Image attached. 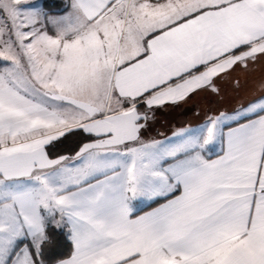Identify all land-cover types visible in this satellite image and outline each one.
<instances>
[{"label": "snow or ice", "instance_id": "1", "mask_svg": "<svg viewBox=\"0 0 264 264\" xmlns=\"http://www.w3.org/2000/svg\"><path fill=\"white\" fill-rule=\"evenodd\" d=\"M262 62L264 0H0V264H264V80L144 135Z\"/></svg>", "mask_w": 264, "mask_h": 264}, {"label": "crops", "instance_id": "2", "mask_svg": "<svg viewBox=\"0 0 264 264\" xmlns=\"http://www.w3.org/2000/svg\"><path fill=\"white\" fill-rule=\"evenodd\" d=\"M233 79H239L240 80V87L238 89L233 87ZM264 80V62L256 64L254 67H252L248 72H242L237 70L235 73H233L232 78L225 79L224 81H221L219 86L222 89V98L216 97L214 95H209L207 93H201L199 96L194 97L189 102H193L192 104L196 105V114L198 113H208L209 110H219V111H225L230 110L233 107L228 106H221V104H239L243 103L253 97V95L258 92L259 85ZM255 90V92H253ZM188 102V103H189ZM187 103V104H188ZM210 104L215 105L214 107H211ZM219 105V106H217ZM189 106V105H188ZM178 108L174 107L167 111H164L163 113L158 114L156 116V120H162L169 117L171 119L174 115V110L176 111ZM178 111V110H177ZM154 121V126H155ZM179 127V125H170L169 129L173 130L174 128ZM168 130V127H167ZM145 138L148 134H145ZM153 137H161L162 134L157 135L154 134ZM151 138V137H149ZM87 142L86 140L81 141V143ZM78 148H75L77 150ZM74 150V151H75ZM69 154V153H67Z\"/></svg>", "mask_w": 264, "mask_h": 264}, {"label": "rangeland", "instance_id": "3", "mask_svg": "<svg viewBox=\"0 0 264 264\" xmlns=\"http://www.w3.org/2000/svg\"><path fill=\"white\" fill-rule=\"evenodd\" d=\"M48 2L49 3H56V4L63 6L67 3V0H48ZM53 11H56V10L53 9ZM253 92H255V90ZM192 103L189 102L188 104H182L179 107H177L178 111L174 110V114H173L174 116L171 119H169V117H168L166 119L156 120L155 126H154V121H153L151 123L150 127L145 131V134H148L146 138L153 137V136H155L154 134H157V135L162 134L161 137H156L158 139H162L164 137L171 136L173 130L169 129V124L170 125H179V127H180V126H187V125L194 126V125L202 122L203 119L205 118V114L207 112L196 114V105L192 104ZM239 104H226V105L221 104V106L222 107L228 106V107L235 108ZM210 106L214 107L215 105L210 104ZM217 106H219V105H217ZM163 112L164 111L158 112V114L163 113ZM167 127H168V130H167Z\"/></svg>", "mask_w": 264, "mask_h": 264}, {"label": "trees", "instance_id": "4", "mask_svg": "<svg viewBox=\"0 0 264 264\" xmlns=\"http://www.w3.org/2000/svg\"><path fill=\"white\" fill-rule=\"evenodd\" d=\"M83 141L80 138H75L73 140L66 141L64 144H61L59 148L57 149V152L62 154L72 153L74 152L75 148H78L79 144ZM71 253V244L70 241L67 239L64 240V243L62 246L58 249V255L62 257H67ZM45 264H52V261L50 259V254L46 250L45 255L43 257Z\"/></svg>", "mask_w": 264, "mask_h": 264}]
</instances>
